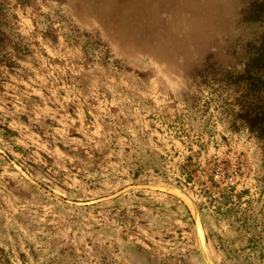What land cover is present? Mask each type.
I'll return each mask as SVG.
<instances>
[{
    "label": "rangeland",
    "instance_id": "1",
    "mask_svg": "<svg viewBox=\"0 0 264 264\" xmlns=\"http://www.w3.org/2000/svg\"><path fill=\"white\" fill-rule=\"evenodd\" d=\"M245 1L0 0V264H264L260 156L184 104Z\"/></svg>",
    "mask_w": 264,
    "mask_h": 264
},
{
    "label": "trees",
    "instance_id": "2",
    "mask_svg": "<svg viewBox=\"0 0 264 264\" xmlns=\"http://www.w3.org/2000/svg\"><path fill=\"white\" fill-rule=\"evenodd\" d=\"M236 20V36L224 37L221 48H209L203 66L190 74L204 95L184 104L193 110L200 101L207 120L227 124L229 135L220 140L254 147L264 169V0H246Z\"/></svg>",
    "mask_w": 264,
    "mask_h": 264
}]
</instances>
